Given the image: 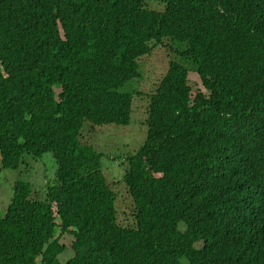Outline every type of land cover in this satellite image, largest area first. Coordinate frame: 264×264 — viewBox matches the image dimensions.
Segmentation results:
<instances>
[{
  "label": "trees",
  "instance_id": "trees-1",
  "mask_svg": "<svg viewBox=\"0 0 264 264\" xmlns=\"http://www.w3.org/2000/svg\"><path fill=\"white\" fill-rule=\"evenodd\" d=\"M165 39L176 58L125 159L124 226L81 131L130 123L121 88ZM47 151L45 196L18 178L0 211V264H61L65 233L64 264H264V0H0V170Z\"/></svg>",
  "mask_w": 264,
  "mask_h": 264
},
{
  "label": "rangeland",
  "instance_id": "rangeland-1",
  "mask_svg": "<svg viewBox=\"0 0 264 264\" xmlns=\"http://www.w3.org/2000/svg\"><path fill=\"white\" fill-rule=\"evenodd\" d=\"M151 6L160 8L156 1L149 3ZM177 44L169 39L164 44L153 47L151 53L138 58L141 76L131 79L121 88L122 91L133 92V107L131 121L128 125L103 124L92 125L86 122L82 129V141L92 145L101 152V168L110 186L116 194L117 217L121 225L129 226L134 222L133 201L127 191L122 176L127 168L125 159L133 154L143 143L147 132V108L151 93L158 86L161 78L167 72L170 61L175 56ZM172 46V48H171ZM190 83L193 92L206 90L201 86L196 72L190 71ZM59 92V89H56ZM39 158L25 157L18 169L3 168L0 170V211L4 212L13 193L15 179H24L32 183L36 197L43 198L45 184L50 176L54 175L57 164L52 152L47 151ZM117 157V158H116ZM73 237L64 234L60 242L66 245L58 258L64 264L73 256L70 242Z\"/></svg>",
  "mask_w": 264,
  "mask_h": 264
},
{
  "label": "clouds",
  "instance_id": "clouds-1",
  "mask_svg": "<svg viewBox=\"0 0 264 264\" xmlns=\"http://www.w3.org/2000/svg\"><path fill=\"white\" fill-rule=\"evenodd\" d=\"M158 45H161V44H158ZM176 58V56H174V58L172 59V60H174ZM171 60V61H172ZM170 61V62H171ZM169 66H170V64H169ZM169 69V68H168ZM168 71V70H167ZM190 73V72H189ZM166 74V73H165ZM198 75V74H197ZM164 76V75H163ZM198 77H199V79H200V76L198 75ZM163 78V77H162ZM161 78V79H162ZM161 81V80H160ZM189 81H190V79H189ZM200 84H201V86L205 89V87L203 86V84H202V81H201V79H200ZM160 83V82H159ZM159 85V84H158ZM158 87V86H157ZM156 87V88H157ZM155 88V89H156ZM201 90V89H200ZM206 90V89H205ZM122 91V90H121ZM155 91V90H154ZM153 91V92H154ZM202 91V90H201ZM204 92V91H203ZM205 93H207V90H206V92ZM132 94H133V92H132ZM152 94V93H151ZM150 97H151V95H150ZM149 104H150V99H149ZM149 104H148V108H149ZM148 108H147V115H148ZM109 124H115V123H109ZM146 124H147V120H146ZM93 125H96V124H93ZM103 125V124H102ZM99 126V125H98ZM126 126V125H125ZM146 136H147V132H146ZM146 136H145V138H146ZM226 138L227 137H225L224 138V140H222L224 143H225V141H226ZM145 140V139H144ZM143 140V141H144ZM142 144V143H141ZM92 146V145H91ZM141 146V145H140ZM139 146V147H140ZM93 147V146H92ZM138 147V148H139ZM94 148V147H93ZM95 149V148H94ZM96 150V149H95ZM97 151V150H96ZM229 151H231L230 149H228L227 151H222V152H229ZM103 155V154H102ZM238 155V154H237ZM237 155H236V157H235V159L233 158V156H232V154L231 153H228V155L226 156V159H222V161H223V163L231 170V173H232V175H233V178L236 176V174H237V172H238V170H237V166H239L240 168L242 167V166H244V164L240 161V159H239V157H237ZM102 158V157H101ZM117 158V157H116ZM126 161V160H125ZM45 196V195H44ZM181 228L182 229H186V227H185V225H181ZM65 234H70V233H65ZM64 235V234H63ZM62 235V236H63ZM71 235V234H70ZM72 236V235H71ZM73 237V236H72ZM201 241V240H200ZM199 241V242H200ZM198 242V243H199ZM62 243V242H61Z\"/></svg>",
  "mask_w": 264,
  "mask_h": 264
}]
</instances>
